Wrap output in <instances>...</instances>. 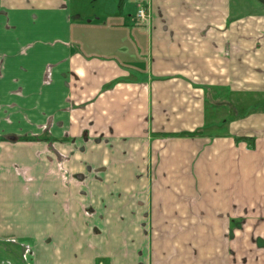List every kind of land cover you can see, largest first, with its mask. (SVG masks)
<instances>
[{
    "label": "crops",
    "instance_id": "1",
    "mask_svg": "<svg viewBox=\"0 0 264 264\" xmlns=\"http://www.w3.org/2000/svg\"><path fill=\"white\" fill-rule=\"evenodd\" d=\"M236 2L0 0V264H264V3Z\"/></svg>",
    "mask_w": 264,
    "mask_h": 264
},
{
    "label": "rangeland",
    "instance_id": "2",
    "mask_svg": "<svg viewBox=\"0 0 264 264\" xmlns=\"http://www.w3.org/2000/svg\"><path fill=\"white\" fill-rule=\"evenodd\" d=\"M235 2L236 1H238L239 2V0H234ZM244 4H242V7H241V9L243 10H253L252 9V7H251V3H252V1H256V0H241ZM132 1H130V2H128V5H127V8L129 7V5H130V3H131ZM237 3V2H236ZM142 7H144V8H146L145 6H140L139 8H142ZM261 25V24H260ZM247 27V26H246ZM263 29H257V31L258 32H260L261 33V35L263 34L264 35V25H263V27H262ZM264 48V39L263 38H261V39H258V41H257V49L258 50H262ZM1 72H0V76H1ZM245 108H247V107H245ZM244 108V109H245ZM244 111V110H243ZM11 246V245H10ZM10 246L8 247L7 246V248H10ZM6 248V249H7ZM0 256H4L3 255V249H2V247L0 246Z\"/></svg>",
    "mask_w": 264,
    "mask_h": 264
},
{
    "label": "built area",
    "instance_id": "3",
    "mask_svg": "<svg viewBox=\"0 0 264 264\" xmlns=\"http://www.w3.org/2000/svg\"><path fill=\"white\" fill-rule=\"evenodd\" d=\"M136 18L138 20V22H140L141 24H144L147 19H148V10L147 8H138L137 12H136Z\"/></svg>",
    "mask_w": 264,
    "mask_h": 264
},
{
    "label": "trees",
    "instance_id": "4",
    "mask_svg": "<svg viewBox=\"0 0 264 264\" xmlns=\"http://www.w3.org/2000/svg\"><path fill=\"white\" fill-rule=\"evenodd\" d=\"M123 1L124 0H119V5L123 4ZM185 134H187V133H185ZM2 140H8V141H11V142H16V141L27 142V141H29V139H18V138H15V137H8V138L2 139ZM237 140H240V139H237Z\"/></svg>",
    "mask_w": 264,
    "mask_h": 264
},
{
    "label": "water",
    "instance_id": "5",
    "mask_svg": "<svg viewBox=\"0 0 264 264\" xmlns=\"http://www.w3.org/2000/svg\"><path fill=\"white\" fill-rule=\"evenodd\" d=\"M259 1H261V2H263V3H264V0H259Z\"/></svg>",
    "mask_w": 264,
    "mask_h": 264
},
{
    "label": "flooded vegetation",
    "instance_id": "6",
    "mask_svg": "<svg viewBox=\"0 0 264 264\" xmlns=\"http://www.w3.org/2000/svg\"><path fill=\"white\" fill-rule=\"evenodd\" d=\"M6 141H8V140H6Z\"/></svg>",
    "mask_w": 264,
    "mask_h": 264
}]
</instances>
